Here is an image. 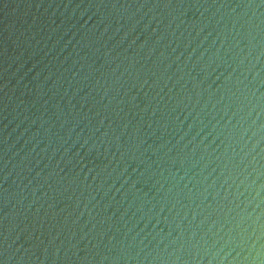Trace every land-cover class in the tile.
<instances>
[{"label": "water", "instance_id": "95a60500", "mask_svg": "<svg viewBox=\"0 0 264 264\" xmlns=\"http://www.w3.org/2000/svg\"><path fill=\"white\" fill-rule=\"evenodd\" d=\"M0 264H264V0H0Z\"/></svg>", "mask_w": 264, "mask_h": 264}]
</instances>
